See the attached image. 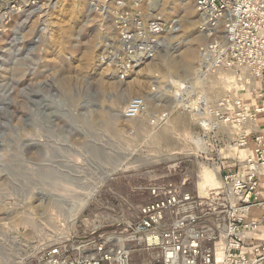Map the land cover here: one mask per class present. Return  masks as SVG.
<instances>
[{
	"label": "rangeland",
	"instance_id": "374dc122",
	"mask_svg": "<svg viewBox=\"0 0 264 264\" xmlns=\"http://www.w3.org/2000/svg\"><path fill=\"white\" fill-rule=\"evenodd\" d=\"M12 2L0 0V15ZM16 8L0 19V264H37L64 240L121 230L138 219L151 185L204 199L248 156L232 138L256 124L261 113L254 123L240 116L257 109L248 100L264 82L205 71L200 48L223 41V28H204L193 0ZM151 24L162 26L156 38ZM135 97L147 112L126 121Z\"/></svg>",
	"mask_w": 264,
	"mask_h": 264
},
{
	"label": "built area",
	"instance_id": "2783aa9c",
	"mask_svg": "<svg viewBox=\"0 0 264 264\" xmlns=\"http://www.w3.org/2000/svg\"><path fill=\"white\" fill-rule=\"evenodd\" d=\"M193 1L204 28L220 21L223 28V41L200 48L205 71L232 70L240 82L255 78L264 82V0ZM12 3L1 20H8L17 10L16 0ZM151 25L149 32L156 38L162 26ZM145 56H150L149 49ZM257 96L262 98L264 90ZM143 107L144 99L135 97L127 103L123 117L136 118ZM262 112L264 107L241 115V122L254 123ZM239 135L238 146L251 142L253 153L242 162L241 173L222 176L220 187L204 199L182 193L172 183L151 185L150 198L135 222L97 238L64 240L43 251L37 264H136L131 257L141 249L158 252L156 260L142 264H259L264 260V246L253 247L247 257L242 233L255 226L245 222L250 210L264 206L257 179L264 176V132L251 129Z\"/></svg>",
	"mask_w": 264,
	"mask_h": 264
},
{
	"label": "crops",
	"instance_id": "0c3cea01",
	"mask_svg": "<svg viewBox=\"0 0 264 264\" xmlns=\"http://www.w3.org/2000/svg\"><path fill=\"white\" fill-rule=\"evenodd\" d=\"M258 88V91L261 92L263 89V85H260L259 83L256 85ZM264 90V89H263ZM248 100V99H247ZM250 105L252 109L258 108V107H264V97L258 98L254 96L251 97ZM253 131L254 132H264V113H261L259 115V118L256 122V124L253 125ZM253 144L251 142L248 143V145L244 149L245 156L251 155L253 153ZM241 159H239L234 166L236 167L233 171H236L238 173H241L243 170V165L239 162ZM233 166V167H234ZM258 179V189L261 194H264V176L259 175L257 177ZM245 222H254L255 226L252 229H248L243 231L242 238L244 242V248L243 251L245 252L246 256L249 257L250 253L249 251L256 246H264V206L263 207H254L250 210V212L245 217ZM259 264H264V260H262Z\"/></svg>",
	"mask_w": 264,
	"mask_h": 264
},
{
	"label": "bare ground",
	"instance_id": "6f19581e",
	"mask_svg": "<svg viewBox=\"0 0 264 264\" xmlns=\"http://www.w3.org/2000/svg\"><path fill=\"white\" fill-rule=\"evenodd\" d=\"M63 6V5H62ZM227 80V78H223L222 80L221 79H218V80H215V83L218 85V86H220L221 84H224L225 83V81ZM137 86V83L136 84H134L133 83V86ZM177 86V85H176ZM132 87V86H131ZM147 105L146 104H144V107H143V110H142V112L143 113H146L147 111H146V107ZM126 107V106H125ZM143 119V118H142ZM132 120H134V119H126V121H132ZM157 123V122H156ZM247 127V126H246ZM238 137H236V138H232V141L234 142V143H238V139H237ZM211 167V166H210ZM213 167H214V165H213ZM212 171L215 173V174H217V168L215 167V168H212ZM217 176V175H216ZM217 178V177H216Z\"/></svg>",
	"mask_w": 264,
	"mask_h": 264
}]
</instances>
